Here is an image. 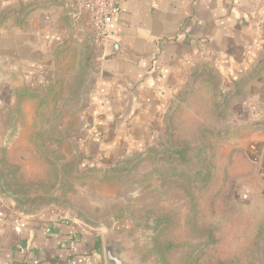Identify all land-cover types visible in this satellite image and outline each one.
Segmentation results:
<instances>
[{"label":"rangeland","instance_id":"374dc122","mask_svg":"<svg viewBox=\"0 0 264 264\" xmlns=\"http://www.w3.org/2000/svg\"><path fill=\"white\" fill-rule=\"evenodd\" d=\"M93 42L59 50L25 90L0 82V194L121 242L128 264H160L156 220L160 240L175 245L168 264H264V173L242 141L262 120L240 123L233 110L252 102L253 85L264 94L252 81L264 67L231 84L198 64L152 137L119 152L90 131Z\"/></svg>","mask_w":264,"mask_h":264},{"label":"crops","instance_id":"0c3cea01","mask_svg":"<svg viewBox=\"0 0 264 264\" xmlns=\"http://www.w3.org/2000/svg\"><path fill=\"white\" fill-rule=\"evenodd\" d=\"M116 1L109 41L99 46L88 13L71 0H0L1 87L25 90L24 83L42 79L39 71L59 50L93 42L90 131L120 152L152 137L198 64L213 65L231 84L264 67V0ZM258 73L252 81L263 83L264 68ZM253 86L251 104L239 101L233 110L244 124H256L260 115L262 123L242 141L261 174L264 94L262 87L253 93ZM245 108L255 111L246 120L240 114ZM103 238L46 209L26 213L0 194V264H108Z\"/></svg>","mask_w":264,"mask_h":264},{"label":"built area","instance_id":"2783aa9c","mask_svg":"<svg viewBox=\"0 0 264 264\" xmlns=\"http://www.w3.org/2000/svg\"><path fill=\"white\" fill-rule=\"evenodd\" d=\"M80 11H85L89 15L91 27L93 29V40L96 45H103L109 41L108 27L113 16L118 11L116 0H71ZM16 226L19 223L16 222Z\"/></svg>","mask_w":264,"mask_h":264},{"label":"trees","instance_id":"16d2710c","mask_svg":"<svg viewBox=\"0 0 264 264\" xmlns=\"http://www.w3.org/2000/svg\"><path fill=\"white\" fill-rule=\"evenodd\" d=\"M164 223V221L161 220H156L154 225L152 226L153 229V236H152V243L153 246L151 247V252H153V254L155 255V257L160 260V264H168V261L164 255L165 252L167 251H171L174 248V243L171 241H161L160 240V226ZM212 235L207 234V238L208 240H205V244L208 242H213V237H211ZM206 238V239H207ZM185 264H187V261L185 262Z\"/></svg>","mask_w":264,"mask_h":264},{"label":"water","instance_id":"95a60500","mask_svg":"<svg viewBox=\"0 0 264 264\" xmlns=\"http://www.w3.org/2000/svg\"><path fill=\"white\" fill-rule=\"evenodd\" d=\"M104 255L108 264H128L122 258L123 246L113 238L104 237Z\"/></svg>","mask_w":264,"mask_h":264}]
</instances>
